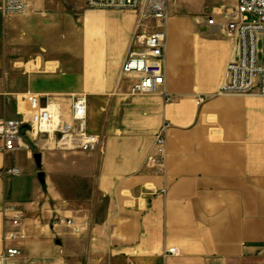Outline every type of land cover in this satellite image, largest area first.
Here are the masks:
<instances>
[{
  "label": "crops",
  "instance_id": "crops-1",
  "mask_svg": "<svg viewBox=\"0 0 264 264\" xmlns=\"http://www.w3.org/2000/svg\"><path fill=\"white\" fill-rule=\"evenodd\" d=\"M23 2L21 14L0 11V120L16 119L28 92L65 113L86 95L87 131L100 145L70 152L81 154L73 173L86 186L75 199L37 169L20 195L2 175L14 155L0 153V256L14 248L18 262L264 264V97L220 92L237 53L222 20L172 19L160 92L132 95L121 68L137 29L147 32L135 13L89 10L84 0ZM160 132L161 169L151 162ZM8 206L22 214L16 228ZM68 219L88 227L74 234Z\"/></svg>",
  "mask_w": 264,
  "mask_h": 264
},
{
  "label": "built area",
  "instance_id": "built-area-1",
  "mask_svg": "<svg viewBox=\"0 0 264 264\" xmlns=\"http://www.w3.org/2000/svg\"><path fill=\"white\" fill-rule=\"evenodd\" d=\"M177 0H84L85 7L95 11H130L143 20H153L156 29L142 32L139 28L132 36L131 51L124 61L121 73L134 82L132 95H148L160 92L165 81L164 50L168 39V9ZM23 0H3L0 11L3 16L18 15L25 11ZM216 12V13H215ZM220 18L223 35L235 41L236 58L226 67L222 94L250 95L264 97V0H235L232 8L220 7L211 10L206 18L208 26H215ZM22 108L16 119L0 120V153L4 156L26 152L31 156L33 148L58 150L63 153H91L98 149L100 137L87 131V97L73 96L68 113L58 105L43 104L40 97L26 93ZM68 117V118H65ZM165 135L154 138V155L151 162L161 169L165 159ZM2 175L19 177L21 170L15 166L6 167ZM5 212L11 214V225L16 228L21 212L8 206ZM74 234L81 233L88 223L76 224L73 220L63 221ZM22 236L9 233L7 239L17 240ZM166 254L175 255L170 248ZM20 251L5 250L0 256V264H53L44 262H18Z\"/></svg>",
  "mask_w": 264,
  "mask_h": 264
},
{
  "label": "rangeland",
  "instance_id": "rangeland-1",
  "mask_svg": "<svg viewBox=\"0 0 264 264\" xmlns=\"http://www.w3.org/2000/svg\"><path fill=\"white\" fill-rule=\"evenodd\" d=\"M234 5L235 0H177L169 5L168 27L172 19H177L178 23L182 24V21L188 18L195 24L197 18L206 19L214 8H232ZM139 19L140 16L137 15L136 20L138 22H140ZM142 24V27L147 26V32H152L156 29V23L153 20H143ZM37 153H40L42 157H44V163L35 167L31 161H33L32 156ZM80 155V153H63L58 150L42 151L41 149L33 148L31 150V156L26 159L25 156H27V153L19 152L14 155V165L21 170V175L12 178V180L17 181L20 184L18 192L20 195L24 196L32 190L30 177L37 169L38 171H43L46 179H51V181L57 185V188L67 194L68 197L73 199L77 197L81 198L86 195V186L75 175V173H73L74 167L81 164V161H76ZM35 184L39 189V186L41 185L38 186L37 183Z\"/></svg>",
  "mask_w": 264,
  "mask_h": 264
},
{
  "label": "water",
  "instance_id": "water-1",
  "mask_svg": "<svg viewBox=\"0 0 264 264\" xmlns=\"http://www.w3.org/2000/svg\"><path fill=\"white\" fill-rule=\"evenodd\" d=\"M33 159H34L36 165L39 166L40 162H41V154L40 153L34 154ZM37 178H38V182L40 183V185L43 186L44 185V173L38 172Z\"/></svg>",
  "mask_w": 264,
  "mask_h": 264
}]
</instances>
